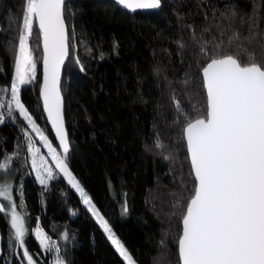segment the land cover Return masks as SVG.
<instances>
[{"label": "trees", "instance_id": "1", "mask_svg": "<svg viewBox=\"0 0 264 264\" xmlns=\"http://www.w3.org/2000/svg\"><path fill=\"white\" fill-rule=\"evenodd\" d=\"M23 5L24 0H0V86L9 89ZM65 15L75 44L61 83L69 170L134 264H179L181 209L193 179L183 137L186 120L173 97L194 118L206 111L201 70L212 55L240 51L247 60L248 52L235 46L242 44L264 60V0H162L157 14L135 15L107 0H69ZM34 31L29 47L36 80L21 88V102L58 150L39 100L41 48ZM233 36L238 39L229 45ZM202 47L208 57L200 54ZM3 95L7 100L10 92ZM14 116L15 122L6 117L0 124V160L15 154L0 176L13 183L14 202L22 191L27 227L39 223L66 264H125L61 176L47 189L34 180L24 132L32 135L26 121ZM157 137L163 148L156 147ZM8 219L0 214V264H26ZM26 246L37 263L51 264L53 256L42 253L33 233Z\"/></svg>", "mask_w": 264, "mask_h": 264}, {"label": "snow or ice", "instance_id": "2", "mask_svg": "<svg viewBox=\"0 0 264 264\" xmlns=\"http://www.w3.org/2000/svg\"><path fill=\"white\" fill-rule=\"evenodd\" d=\"M114 3L132 14L162 8V0H114ZM66 4L67 0H24L14 76L10 89L0 86V109H6L0 112V124L6 122V117L15 122L14 113L27 122L47 148L56 168L79 193L115 251L125 264H134L127 248L96 209L66 162L70 141L65 130L60 80L61 68L72 58L75 47L74 36L66 27ZM36 28L43 43L40 96L63 157L57 154V149L21 102V86L36 80V62L29 47ZM237 39V36L230 37L229 45ZM254 39L255 36L250 37V42ZM235 46L248 52L247 60L241 59L240 51L222 52L212 55L202 67V87L206 94L204 113L188 117L173 97L178 115L186 120L183 137L193 179L191 192L181 209L179 264H264V60H258L256 53L242 44ZM216 48L221 49L222 44ZM200 54L209 56L203 47ZM75 62L81 72L85 71L78 58ZM9 92L10 97L5 100L3 94ZM24 137L36 180L47 189L48 181L56 178L53 170L45 167L46 161L38 155L40 149L34 147L33 138L27 131ZM156 147H164L158 137ZM14 155H6L0 160V171L9 170ZM169 158L165 156L166 160ZM20 197L19 203L14 202L11 184L0 183V201H7V204L0 202V214L9 218L14 247L23 251V260L27 264H37L26 246V238L33 230L27 227L22 191ZM127 212L125 204L123 214ZM34 235L41 251L59 252L39 223ZM54 264L66 262L57 255Z\"/></svg>", "mask_w": 264, "mask_h": 264}, {"label": "rangeland", "instance_id": "3", "mask_svg": "<svg viewBox=\"0 0 264 264\" xmlns=\"http://www.w3.org/2000/svg\"><path fill=\"white\" fill-rule=\"evenodd\" d=\"M13 76H14V73H13ZM23 86H27V85H22L21 86V88L23 87ZM27 123V122H26ZM28 126V125H27ZM28 131L29 132H31V135H32V138H33V145H34V147L35 148H39L40 149V152H39V156H43L44 157V159H45V161H46V163H45V167H50V168H52V170H53V175L56 177V176H61L64 180H65V182L67 183V185L73 190V191H75V189H73L69 184H68V182H67V180L64 178V176H63V174L62 173H60L59 172V170L56 168V166H55V163L54 162H52V159H51V156H49V154H48V151H47V148L43 145V143L39 140V138L36 136V134L34 133V132H32V130H31V128L28 126ZM54 147V146H53ZM55 148V147H54ZM27 150H28V148H27ZM57 154L58 155H60V156H62L59 152H58V150H57ZM63 157V156H62ZM31 159H32V157H31V154L29 153V151H28V161H29V164H30V172H31V174L33 175V177H34V180L39 184V185H41L37 180H36V174H35V172L32 170V164H31ZM51 180H49L48 181V183L50 182ZM0 183H9V184H11V186H12V182L10 181V179H5L4 180V177H2V176H0ZM18 186H20V184H17ZM12 188H13V186H12ZM75 193L80 197V195H79V193H77L76 191H75ZM80 199H81V197H80ZM13 201H14V198H13ZM81 201H82V199H81ZM2 203H4V204H7V201H1ZM83 203V202H82ZM85 206V205H84ZM86 207V206H85ZM97 209V208H96ZM98 210V209H97ZM91 214V213H90ZM91 216H92V214H91ZM93 217V216H92ZM93 219L95 220V218L93 217ZM95 222H96V220H95ZM98 225V224H97ZM99 226V225H98ZM36 228V227H35ZM35 228L33 229V235H34V230H35ZM102 230V229H101ZM103 231V230H102ZM34 237H35V235H34ZM51 242H53L52 240H50ZM37 243H38V245H39V242L37 241ZM42 253L43 254H45V252H43L42 251ZM49 254H51L52 256H53V258H52V262H51V264H54V259H55V251H53L52 253H49ZM40 260H42V258L40 257ZM26 262V264H27V261H25ZM37 264H39V263H37Z\"/></svg>", "mask_w": 264, "mask_h": 264}, {"label": "water", "instance_id": "4", "mask_svg": "<svg viewBox=\"0 0 264 264\" xmlns=\"http://www.w3.org/2000/svg\"><path fill=\"white\" fill-rule=\"evenodd\" d=\"M69 1V0H67ZM109 1L110 3H112L115 7H117L118 9L124 11L125 13L129 14V15H135V14H157L160 10H156V11H152V10H143V11H137L136 13L132 14V13H128L126 10H123L121 9L119 6L115 5L114 3V0H107ZM67 27V26H66ZM37 31H38V28H37ZM68 31V30H67ZM40 48H41V62H40V85H39V100H40V103H41V109H42V113H43V116H44V119H45V122H46V125H47V128H48V131L49 133L51 134L59 152L63 154L62 150L60 149V146H59V142L55 136V133H54V130L52 129L51 127V124L50 122L48 121V118H47V113L44 111V105H43V100L40 96V87L43 83V72H44V68H43V43H42V40L40 39ZM68 60H66L65 62V65L62 66L61 68V80H60V88H61V83H62V76H63V70L67 64ZM201 78H202V75H201ZM61 96H62V93H61ZM206 96V94H205ZM62 101H63V114H64V100H63V96H62ZM65 121V120H64ZM65 130H66V127H65ZM67 132V131H66ZM185 141V140H184ZM185 145H186V142H185ZM186 151H187V148H186ZM70 152V151H69ZM69 154V153H68ZM188 155V154H187ZM190 164V162H189ZM1 202V201H0ZM181 230H182V225H181ZM178 250V249H177Z\"/></svg>", "mask_w": 264, "mask_h": 264}]
</instances>
